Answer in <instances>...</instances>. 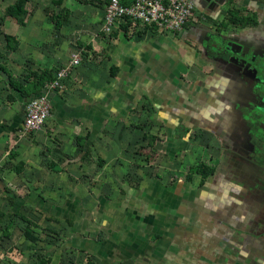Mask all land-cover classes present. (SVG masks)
Segmentation results:
<instances>
[{
	"label": "rangeland",
	"instance_id": "obj_1",
	"mask_svg": "<svg viewBox=\"0 0 264 264\" xmlns=\"http://www.w3.org/2000/svg\"><path fill=\"white\" fill-rule=\"evenodd\" d=\"M57 1L32 0L24 29L6 15L16 0H0V106L16 104L9 98L11 77L26 84L24 77L48 70L54 78L65 67L61 63L81 59L72 75L82 68L94 81L91 87L100 90L110 115L102 132L110 137L111 154L106 160L98 148L100 156L92 161L84 151L70 157L54 153L63 132L48 129L49 122L25 139L30 141L25 149L40 151L34 160L25 156L24 176L8 181L0 173V264H240L241 255H257L263 263L264 132L252 135L247 124L257 122L253 114L264 109L254 75L238 76L228 61L203 78L177 74L172 56L164 58L166 46L104 31L100 9L107 0L78 14L84 32L98 33V49L72 36L66 42L52 19L54 12L61 18L65 13V0ZM7 33L23 47L7 51ZM51 62L58 64L53 71L47 68ZM114 65L120 67L115 75ZM70 79L66 95L51 92L69 100L85 91L87 83ZM14 93L26 109L30 99ZM93 109L88 110L102 111ZM96 126L100 130V122ZM41 137L52 139L51 146ZM52 163L60 169H51ZM215 195L238 218L232 228L220 225L228 232L221 243L212 240L224 212L216 209ZM205 208L214 219L202 222L197 215ZM194 241L201 243L198 250L187 245Z\"/></svg>",
	"mask_w": 264,
	"mask_h": 264
},
{
	"label": "crops",
	"instance_id": "obj_2",
	"mask_svg": "<svg viewBox=\"0 0 264 264\" xmlns=\"http://www.w3.org/2000/svg\"><path fill=\"white\" fill-rule=\"evenodd\" d=\"M92 1L93 2L86 4L78 0H65V10H69L72 15L68 20L63 21V26L60 30L61 33L65 35V41L67 38H70L69 36L74 38L76 37L81 43H85L87 45L92 44L94 50H97L98 47L96 46V37L98 36V33H95L94 31L93 36H90V34L86 31L84 32L85 28L80 25V21L78 19V14L82 9L91 10L95 8L94 4L96 0ZM101 1L102 0H100V3ZM194 2L197 8V18L189 23L185 27L184 31L179 35L171 38L146 35L140 36L136 40L149 38V40H151H148L150 43L166 46V54L164 58L169 60V55H171L175 64H177L176 67L179 70L177 74L182 72L187 78H191L192 75L203 78L204 76H207L210 71L216 74L219 64L222 66L223 61H228L230 65L234 66L235 73L237 72L238 76L241 77V75L245 72H250L255 78L259 68L258 61L264 60V0H194ZM57 3L61 2L58 0ZM101 11L104 12L103 9H100V12ZM102 25L99 24V27L97 28H101ZM27 26L28 18L26 19V25L21 27L25 29ZM98 31L101 32V29H98ZM18 35L20 36V34ZM19 43L20 47H23L24 42L21 41ZM150 43H147V45ZM136 46L137 45H132L130 47L134 48ZM0 50L3 51L2 49ZM1 51L0 55L3 54ZM58 58L59 60H62L60 57ZM144 59H146V57H144ZM233 63H235V65ZM61 64L63 66L67 65L65 62ZM54 66L57 67L58 64L55 63L52 65L51 62V66L47 68L53 69L55 68ZM119 69L120 67L117 65L112 66V74L115 75ZM75 73L72 75L74 79L76 78L81 83H87L84 88L85 91L81 90L80 95L75 94L73 95V98L71 97L69 100H65L54 92H49L47 94L53 105V112L55 113L53 118L50 119L51 121H48L49 126L47 128L51 130H61L63 132V134H59L58 139L55 138L60 144V151H52L60 155L67 154L70 157L72 152L79 151V153H81L90 149V159L92 161L95 159V155L100 156V152L103 151L101 156L107 160V154H111V151L108 153V148L110 147L108 145V140H110V137H106L107 135L102 131L108 127L106 123H108L110 115H107V112L103 110L104 105L100 102V90L97 91L91 87L94 81L87 77V72H83L82 68H80L77 69ZM253 80L254 79H252V81ZM192 87H195V85ZM96 91L98 92L97 95L95 94ZM10 94L15 97L16 104H8L2 107L0 106V173H2L1 176L4 178L7 175L8 181L10 180L9 177L14 175L15 178L16 175H19L20 173L22 178L25 171L24 161L29 160V157H32V160H34L36 158V153H39L40 151L35 148H31V150L28 151L25 147L30 144V141L28 140L25 142L24 140L18 139L17 132H15V130L21 126L24 120L25 107L21 108L19 97L16 93H14V91L11 90ZM109 106L111 107V105ZM90 108H95L93 111L97 109H101L102 111H100V113L98 111H94V113H92L88 110ZM18 111L20 112L19 116L17 115ZM16 115L18 118L15 117ZM99 122L100 130H95V128H97L96 125H98ZM67 132H71L73 135L65 136ZM131 133H128L130 138L131 136H134ZM79 136L85 137V140L83 141L85 142L84 148H81L77 143V138ZM180 136L181 135L177 134V137ZM100 138L102 141L101 146ZM39 139L47 146H51L53 142L52 139H48V141H46L47 137H41ZM144 139H146L145 136ZM38 146L41 148L42 144ZM98 148H100V152H97ZM64 155H62V157H65ZM25 156H28L29 159L25 158ZM3 164L6 166L4 171L1 169ZM145 179L147 184L146 176ZM146 190L148 192L152 190L150 189V184ZM166 192L169 193L168 190H166ZM164 197L161 196L159 198L161 199ZM13 198L14 200H17V197ZM214 198V202L219 203V206L216 207V209L218 208V210H224V212H222L221 217L216 220L219 225L216 226L218 229L214 228L215 234L212 236V240L215 243H221V241L223 242V238L225 239L228 232L227 230L220 228V225L225 224L226 227L229 225L232 228L234 225L233 223L238 222V218L234 217L232 213L227 211L225 203H221V200L223 199H219V196L217 195H215ZM148 199L149 197L146 196V201ZM213 200L207 201L210 204ZM212 211L213 210H210L209 208H205L204 211L201 209V212L197 215V219L200 221L201 218L202 222H206L208 218L210 220L214 219ZM210 235H212V232ZM218 237H221V240H219ZM199 244H201L200 241H194L192 243H188L187 245L189 247H192L193 245L198 250ZM102 250L104 249H100V253L105 252ZM199 250H202V248H199ZM256 256L257 255L251 256L250 259L246 258L245 255L244 257L241 255L239 262L240 264H264V262L262 263L257 261L255 259ZM196 261H200V259L196 258ZM208 263L211 262L208 261Z\"/></svg>",
	"mask_w": 264,
	"mask_h": 264
},
{
	"label": "built area",
	"instance_id": "obj_3",
	"mask_svg": "<svg viewBox=\"0 0 264 264\" xmlns=\"http://www.w3.org/2000/svg\"><path fill=\"white\" fill-rule=\"evenodd\" d=\"M104 31L112 34L123 31L131 36H157L171 38L182 33L197 18L194 0H107L103 5ZM81 59H73L60 68L49 89L31 98L25 109L24 120L17 132L21 140L33 138L48 123L53 105L48 98L51 91L69 92L72 71Z\"/></svg>",
	"mask_w": 264,
	"mask_h": 264
},
{
	"label": "trees",
	"instance_id": "obj_4",
	"mask_svg": "<svg viewBox=\"0 0 264 264\" xmlns=\"http://www.w3.org/2000/svg\"><path fill=\"white\" fill-rule=\"evenodd\" d=\"M78 1L84 2L86 4L93 2L92 0H78ZM29 2H31V0H16V2L14 4H12L11 6H9L7 8L6 15L16 19L21 26H25L26 25V19L29 16V10L27 9V5ZM71 15H72V13L69 10H65L64 16L62 18L60 17V15H56L55 12L52 13V19H53L54 24L56 25V28L58 30H60L63 26V21L68 20ZM5 40L7 43L8 51L15 52L18 50L20 43H19V41H17L16 37L9 35V34H5ZM51 70L53 71L55 69L53 68ZM257 72L258 73L255 76V79L253 81L256 85V88L258 90H260L259 93H263L264 92V66L260 65ZM24 80H25L26 84L22 83L21 81L15 80L11 77L8 80V86L11 88L12 91L17 92L22 97L31 99L37 95L42 94L43 91L47 88L46 87L47 83H49L51 81L53 82L55 80V76L53 78L52 72L51 71L48 72V70H45L42 73H33L30 76H26V77H24ZM9 98L12 101L16 100L12 94L9 95ZM260 109H261L260 112L257 111L256 113L253 114V117L255 119H258L257 122H254V124H253V123H249V121H247V124L250 125V131H251L252 135L257 134V132H261V133L264 132V109H262V108H260ZM260 109H258V110H260ZM245 112H247V111H245ZM19 128L16 129L15 132H18ZM84 140H85V137L79 136L77 138V143L81 148H84V143H85V142H83ZM89 154H91L90 149L85 151V155H89ZM248 159H250V158H248ZM50 168L51 169H60V167L58 166L57 163H52L50 165ZM205 171H204L205 173L208 172L207 169H205ZM56 172H61V170L56 171ZM1 215H3V214H1ZM25 236H26L27 240H29V241L34 240V237H32V234L28 231L26 232Z\"/></svg>",
	"mask_w": 264,
	"mask_h": 264
},
{
	"label": "flooded vegetation",
	"instance_id": "obj_5",
	"mask_svg": "<svg viewBox=\"0 0 264 264\" xmlns=\"http://www.w3.org/2000/svg\"><path fill=\"white\" fill-rule=\"evenodd\" d=\"M258 65H259V66H260V65H261V66H264V60H262V61H261V60L258 61ZM254 79H255V78H254Z\"/></svg>",
	"mask_w": 264,
	"mask_h": 264
}]
</instances>
